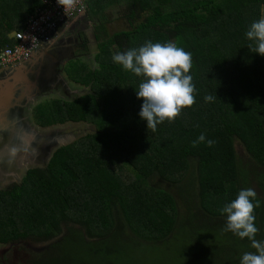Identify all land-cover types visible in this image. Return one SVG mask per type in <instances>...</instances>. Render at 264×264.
Masks as SVG:
<instances>
[{"label":"trees","instance_id":"obj_1","mask_svg":"<svg viewBox=\"0 0 264 264\" xmlns=\"http://www.w3.org/2000/svg\"><path fill=\"white\" fill-rule=\"evenodd\" d=\"M86 6L97 23L96 67L72 71V81L89 93L40 105L35 120L41 129L84 124L96 132L59 148L23 185L0 192V244L29 240L36 230L52 240L62 223L80 224L85 239L71 227L54 246L77 245L80 259L65 248L37 264H136L128 248L169 246L190 231L194 254L183 264H240L243 253L255 250L221 231L220 209L256 184V239L264 240V57L249 51L245 35L264 16V0H86ZM112 6L129 25L113 35L104 22ZM41 7L42 0H0V51L16 45L13 32L24 31ZM148 41L190 52L196 88L195 104L155 132L139 116L142 77L112 60ZM208 94L217 97L206 103ZM201 133L215 143L193 147ZM177 198L187 206L184 216Z\"/></svg>","mask_w":264,"mask_h":264},{"label":"clouds","instance_id":"obj_2","mask_svg":"<svg viewBox=\"0 0 264 264\" xmlns=\"http://www.w3.org/2000/svg\"><path fill=\"white\" fill-rule=\"evenodd\" d=\"M58 3L71 6L73 0H58ZM245 35L250 42L249 51L264 57V16L254 21ZM13 39L15 41V37ZM112 60L124 71L142 77L136 95L143 102L139 116L147 122V130L155 132L157 126L165 121L173 123L184 109L195 104L196 88L189 74L192 54L175 43L148 41L139 48L117 52ZM216 97V94H208L204 100L206 103L213 102ZM204 142L209 147L215 143L213 140H206V136L201 133L193 142V147ZM259 206L255 190L245 188L220 209L221 214L226 216V224L221 231L231 232L241 240L247 239L255 250L243 253L240 264H264V240L256 239L259 229L255 224L254 213Z\"/></svg>","mask_w":264,"mask_h":264},{"label":"rangeland","instance_id":"obj_3","mask_svg":"<svg viewBox=\"0 0 264 264\" xmlns=\"http://www.w3.org/2000/svg\"><path fill=\"white\" fill-rule=\"evenodd\" d=\"M120 8L116 6H112L104 11L105 14V21L106 22V28L108 29V32L113 35L114 33L118 31H124L129 29V25L124 21L120 19ZM82 18V17H81ZM85 23H83L86 27V31L83 32V40L89 41V45L91 44V53H89L90 56L84 57L85 61H77V62H72L71 64H68V76L69 79L72 81L74 79V76L72 75V71H75L78 69L80 72H82L84 69L85 70H90L92 67H96V62L95 58L97 55V47H98V41H96V35H97V23L96 21L92 20L89 21L86 18ZM79 20V19H78ZM104 29V28H103ZM13 37H16L17 32H13ZM101 44V43H100ZM103 47V46H102ZM83 63H89V67L84 66ZM65 64V63H64ZM63 64V65H64ZM93 65V66H92ZM72 83H74L72 81ZM72 89L80 91L77 92L76 95H72L70 101H73L83 95H86L88 92V89H85L80 86H76L74 84H71ZM49 100L46 101H38L40 105H44L48 103ZM35 103L31 105V111L33 108H35ZM29 122L32 121L33 126L35 127L36 120L30 119L28 120ZM37 132H40V134H51L52 132H64L69 134L66 138V140L63 142L64 146L70 145L78 141V139L83 138L87 134H92L93 132H96V128L93 126L89 125H84V124H66L64 126H58V127H53L51 129L47 130H40L35 127ZM236 148L237 152L239 154V158L244 162L243 165H248L249 163V157L247 154V150L242 145L239 141L236 142ZM17 167L20 168L22 167V164H24L23 170H22V177L24 178L26 176V173L28 170L35 169L38 166L36 165V162H33L32 156L28 154H24L21 156V159L16 163ZM249 188H252L255 190L257 194H261V192L258 189V186L251 185ZM177 201L180 204V212L184 216L186 214L187 206L183 204V200L181 201L180 198H177ZM76 227V226H75ZM128 235L132 239H137L140 241L139 238L134 236L131 233H128ZM191 232L189 231V234L185 235L184 238H179L175 240V243L169 246H158L157 248H153L150 251L148 250L147 247L146 249H139L136 247H130L128 248L127 255L128 259L131 260L132 262L136 264H183L186 261L187 257H190V255L194 254V251L190 249V245L192 242L193 237H190ZM210 236V239H213L215 241H221L226 243L225 239L223 237H218V236ZM126 245L130 246L128 243L124 242ZM43 245L39 244L36 240L34 239H29L25 240L21 246L15 247L12 249V251L8 254V260L10 259H15L18 258V263L17 264H37L39 263V260H42L46 257L45 254L47 253V249L44 251L36 252L34 249L36 246ZM77 245H69L67 247H61V249H65L67 254H75L76 258H81L83 256L82 253L76 252L75 249L77 248ZM0 245V249H1ZM60 249V250H61ZM7 250V249H6ZM59 250V251H60ZM51 256V254H49ZM200 256V255H199ZM85 260V258H83Z\"/></svg>","mask_w":264,"mask_h":264},{"label":"flooded vegetation","instance_id":"obj_4","mask_svg":"<svg viewBox=\"0 0 264 264\" xmlns=\"http://www.w3.org/2000/svg\"><path fill=\"white\" fill-rule=\"evenodd\" d=\"M83 23H85L84 18H79V20L72 22V27L66 35L67 37H66L64 49L56 48L55 50H53L52 53L48 57H45V59L43 60L44 61L43 64L37 68V70L34 72V74H32L33 81L34 82L36 81L38 83L39 88L41 86V90L43 91L42 94L56 96L55 101H59V100H57L58 97H60V98L66 97V99H71V97L68 94L64 95L62 93L64 88L62 87V83L60 81L61 74H63L64 70L66 69L65 65L68 62V60L71 59V56L73 58H76V59L72 58L73 60H75L74 62L79 61V60L85 61V59H84L85 56L83 54V52H85V51L88 53L87 57L90 56L89 53H91V50H90L91 44L89 45V43H88L89 41L83 40V34H84L83 32L86 31L85 30L86 26ZM52 44L53 43H51L49 46H51ZM85 62H87V61H85ZM86 64H89V63H86ZM19 66H17V67H19ZM17 67L15 68L12 66V67H7V68L3 69L5 71L4 72L5 75L8 74V76H9L11 72H14V69L15 70L17 69ZM14 74H16V73L14 72L12 75H14ZM53 82L55 83V85L53 88H51L50 86H52ZM53 91H55V92H53ZM42 94H41V96L44 97ZM24 95H25V93L23 91H21L18 94V99L19 98L22 99V97ZM49 99H52V100H50L48 102H51L54 100L52 96H50L48 99L46 98L43 100L35 99V101H33L32 104L35 103L36 106H35V108H33L32 111L30 108V112H31V113H29L30 118L35 119L36 108L38 107L37 105L40 104L38 101L44 102V101L49 100ZM29 105H31V103ZM15 111H17V113H18L19 109L16 108L15 110H13V113ZM32 127L33 128L36 127L37 129L42 130L40 127H38L36 125V123H35V127L34 126H32ZM49 129H51V128H49ZM43 130H47V129H43ZM10 132L11 131H7L6 134L8 136H10ZM62 133H64V132H62ZM0 134H1V132H0ZM43 135H50V134H43ZM14 142H16V140L14 139V136L11 138L4 139L0 143V152H3L10 147H15L16 145H18L17 143H14ZM42 143L43 142H40V140H37L35 143L32 144L34 147L31 148V154L32 155H30V156H32L33 162H36V165L38 166L35 169L46 168L48 166L54 152L57 151L59 148L64 147V144L60 143L58 145V148L52 152V156L48 158L47 157V151L45 149H47V150L49 149L47 144H50V142L45 141L44 144H42ZM22 145H24V143H22ZM66 146H68V145H66ZM24 154H26V153H21L17 157L15 162L17 163L21 159V156ZM9 157H10V155L7 156L4 159V161H0V192H7L9 190L15 189L18 186L23 185L24 178L26 177V176L24 178L22 177V170H23L24 164H22V167L20 170V168L17 167V164H16V167H14V166H12V163H6ZM35 169L28 170L26 175L30 171H33ZM71 227L73 230L80 232V236L82 237V239L86 238L85 229L82 225H80V224L71 225L69 223H62L60 234L55 236V238L52 240L44 238V237H47V234L44 233L43 231H41L43 233V235L41 234V236H38L39 232L37 230H36V235L32 238H29V239H34L39 244H43V245L36 246L34 248L36 250V252L44 251L45 249H47V251H46L47 253L54 255L55 253L59 252V250L61 249V247L56 249L54 246L58 245L59 243H62L63 240L67 236H69V229ZM42 236H44V237H42ZM41 237H42V239H41ZM23 242L24 241L22 240V241H19L17 243H12L10 245L0 244L2 247L0 249V264H17L18 258L8 260L7 256L12 251V249H14L15 247L21 246L23 244Z\"/></svg>","mask_w":264,"mask_h":264},{"label":"built area","instance_id":"obj_5","mask_svg":"<svg viewBox=\"0 0 264 264\" xmlns=\"http://www.w3.org/2000/svg\"><path fill=\"white\" fill-rule=\"evenodd\" d=\"M86 0H73L71 6L59 5L58 0H44L42 7L17 33L16 45L0 51V71L30 61L34 55L55 41L60 27L86 14Z\"/></svg>","mask_w":264,"mask_h":264},{"label":"crops","instance_id":"obj_6","mask_svg":"<svg viewBox=\"0 0 264 264\" xmlns=\"http://www.w3.org/2000/svg\"><path fill=\"white\" fill-rule=\"evenodd\" d=\"M43 1L44 0H42V2ZM86 15H87V13H86ZM85 18L87 20L91 21L89 19L88 15ZM75 21H77V20H75ZM71 27H72V23H70L67 27H60L58 32H57L55 41L52 42L53 44L51 46H49V47L47 46L44 49L37 52L34 55L33 59L30 60L29 62L21 64L19 67H17L16 70L14 69V72L16 74L12 75L14 72H11L10 75L8 76V74L5 75L4 70L0 71V113H5V111L9 110V109L12 111V115H11L10 120L5 116L6 118H4V121L0 122V132H1L0 143L5 139L3 132L6 131L7 129H8V131L9 130H11V131L16 130L15 126H17L18 121L21 123H26L30 126H33L32 121L31 122L28 121V120L32 119V118H30L29 113H31L30 107H31L33 102L31 103V105H29V108L25 111L24 118L18 116L16 111L13 113V110H15L17 108V107H15V105H13L14 100L16 98V97H14L15 92L17 91V89H19L20 92L23 91L24 93H26L27 90L32 91L36 87L34 84L38 85V83L36 81L35 82L33 81L32 74H34V72L37 70V68L43 64V62H44L43 60L45 59V57H48L52 53L53 50H55L56 48L64 49L65 41H66V37H67L66 35H67L68 31L71 29ZM83 54L86 57L88 53L85 51V52H83ZM72 58L73 57L71 56V59L68 60V62L66 63V65H65L66 69L64 70L63 74H61V77H60L62 87L64 88V85H65L67 91H70L69 93H67V92H65V90H63L62 93L64 95L68 94L70 97L72 95H76L77 92H80V91H77V90H74L71 88V87H73V86H71V84H73V83L69 80V76L67 73L68 64H71L72 62L75 61L73 59H76V58H73V59ZM54 85H55V83L53 82L52 86H50V87L53 88ZM53 92H55V91H53ZM42 93H43V91H41V93L39 95L36 94L37 96L35 99L43 100L46 98L48 99L50 96H52L54 99L53 101L56 100L55 99L56 96L45 95ZM26 94L33 95L30 92L26 93ZM41 94L44 97H42ZM50 100H52V99H49V101ZM57 100H69L70 101V99H66V97L65 98L58 97ZM37 106H40V104ZM4 107L6 108V110ZM0 116H1V114H0ZM18 117H19V119H18ZM0 121H1V119H0ZM5 128H7V129H5Z\"/></svg>","mask_w":264,"mask_h":264},{"label":"water","instance_id":"obj_7","mask_svg":"<svg viewBox=\"0 0 264 264\" xmlns=\"http://www.w3.org/2000/svg\"><path fill=\"white\" fill-rule=\"evenodd\" d=\"M86 16L87 15L85 14L82 16V18H85ZM35 86L36 87L32 91L31 90H27V91L25 90L26 93L30 92L33 95L25 93V95L22 97V99H18V94L20 92L19 89H17V91L15 92L14 97H16V98L14 100L13 105H15V107H17L19 109V111L17 113L18 116L24 118L25 111L29 108V104L32 103L33 101H35L36 94L39 95L41 93V91H42L41 86H40V88L38 87L37 84H35ZM64 90L67 93L70 92V91H67L65 85H64ZM5 110H6V108H5ZM0 114H1V116H0L1 121L0 122H3L4 118H6V117L9 120L11 119L12 111L9 109V110H6L5 113H0ZM18 119H19V117H18ZM5 129H7V128H5ZM15 129L16 130H12V131L9 130V131H11L10 136H8L6 134L8 129L3 132V135L5 136V139L11 138L14 136V139L16 140V142H14V143H17L18 145H16L15 147H10L3 152H0V161H4V159L10 155V157L8 158L6 163H12V166H14V167H16L15 160L17 159V157L21 153H26L28 155H32L31 154V148L34 147L32 144L35 143L37 140H40V142H43L42 144H44L45 141L50 142V144H47L49 149L48 150L45 149L47 151V157L49 158L52 156V152L58 148V145L60 143L62 144L64 142V140H66L67 136L69 135V134L62 133V132H53L50 135H43V134H40V132H37L36 129L33 128L32 126H30L26 123H21L19 121H18L17 126H15ZM22 143H24V145H22Z\"/></svg>","mask_w":264,"mask_h":264}]
</instances>
